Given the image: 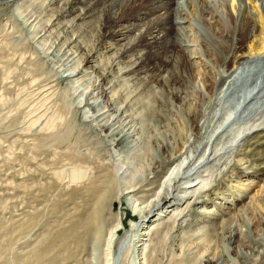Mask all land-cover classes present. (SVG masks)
<instances>
[{
	"label": "rangeland",
	"instance_id": "374dc122",
	"mask_svg": "<svg viewBox=\"0 0 264 264\" xmlns=\"http://www.w3.org/2000/svg\"><path fill=\"white\" fill-rule=\"evenodd\" d=\"M257 1L264 14V0ZM179 2L177 16L189 27V35L181 37L187 43L188 63L182 65L186 58L179 52L172 54L175 61L170 65L164 63L163 53L153 54L143 69L133 73L127 72L128 62L137 67L130 59L140 62L147 50L129 56L117 48L106 52L102 46L112 40H107L101 18L86 26L66 23L59 32L45 33L46 41H41L13 6L0 2V66L5 79L0 93L7 99L0 108V264H109L106 251L112 242L113 264H142L143 241L137 242V237L150 214L139 211L140 200L134 202L126 193L113 198L109 193L111 208L104 213L107 219L97 239L90 222L104 184L115 173L118 181V175L134 167L159 171L147 200L155 199L154 192L159 201L164 196H185L189 200L184 206L190 203L187 216L200 211L203 200L216 212L233 211L224 216L230 219L225 225L237 217L231 230L219 229L218 247L225 256L218 264H240V258L250 254L245 250L235 254L230 235L239 233V228L254 242V224L264 221V209L252 197L264 190V53L247 56V69L229 76L259 35L251 29L246 39L241 35L245 0H235L234 9L232 0ZM141 27L133 34L143 32ZM77 62L87 72L67 77ZM118 107L123 114L114 120L120 114ZM109 109L114 117L110 115L107 124L112 128L106 130L102 125L109 112L99 125L90 115ZM57 115L61 121L56 130L46 129L44 123ZM38 117L42 125L34 122ZM55 134L71 138L57 142ZM185 158L180 174L169 178L170 170ZM81 166L88 170L83 179L87 175L90 179L73 183L72 171ZM60 170L65 178L59 176ZM188 177L204 180L185 192ZM240 194L235 209H230L231 199ZM222 195L225 206L214 205ZM159 201L150 206L156 205L151 218L161 209ZM245 204L249 209L244 211ZM118 217L119 229L109 242L107 232ZM177 229L175 224L166 237L164 232L157 239L152 236L153 264H189L191 255L181 247Z\"/></svg>",
	"mask_w": 264,
	"mask_h": 264
},
{
	"label": "bare ground",
	"instance_id": "6f19581e",
	"mask_svg": "<svg viewBox=\"0 0 264 264\" xmlns=\"http://www.w3.org/2000/svg\"><path fill=\"white\" fill-rule=\"evenodd\" d=\"M245 1L247 3H245L246 4L245 17L243 19V25H242L243 29L241 35L246 39L249 35L247 32L250 33V31L247 30L248 29H251L252 31L255 30L256 34L259 35L258 37L259 40L257 43L254 44L251 43L248 50V55H245L244 59L242 60L240 59L239 63L237 64L235 63L236 65L233 66L229 78L247 69L246 66L249 63V61L246 59L247 56L255 55V54L260 55L264 53V14L260 9L258 3L259 1L257 0H245ZM0 2L2 4L13 6L14 10L19 12V14L21 15L24 24L29 27L31 32H33L34 35L33 37L37 39H41V41H46L44 39L45 33L59 32L62 29V27H64L63 25H66V23L73 24V27L77 26L78 24L80 25L85 24L84 26H86L87 23L89 24L90 22L95 21L96 17L101 18L99 19L101 22L98 19L97 20L100 23H102L103 26L106 28V31L108 32L107 40L109 39L112 40V42L107 41L103 44L102 49L107 50L106 52L117 48L118 51L120 49L122 55L129 56V55H133L135 52H140V50L142 49L147 50V53L146 52L141 53L142 55H140V59H141L140 62H138L136 59L135 61H133V59L132 60L130 59V64L132 65L136 64L137 67L129 65L128 62L129 68H127L128 69L127 72L129 71L133 73L136 72L137 70L139 71V69L141 68L143 69V67L146 66L147 58L152 59L151 56L153 54L154 56H156L158 54L163 53L164 55L163 60L166 65H170L172 62L174 63L175 59L172 55L174 52H179L181 55L184 54L186 59L182 64L183 66H186V64L189 61V58H187V55H185L186 52L185 46L187 44L186 40L181 39L182 36L184 37L187 33H189V27L184 26L183 23L186 22V21L182 22L184 18H180L177 16L179 12L178 9L180 3L179 0H0ZM204 3L206 2L204 1ZM231 4H232V8L234 9L236 4L235 0H232ZM160 10H164V12L157 14ZM250 10H253L256 13L257 15L256 18H254L255 15H253V13H251ZM47 12H53V13L49 15ZM75 12H78V14L75 15L73 19L63 20L65 19V16L73 15L75 14ZM47 15H49V17H46ZM152 16L153 18H151ZM45 17L47 19L43 20ZM133 20L134 23H132ZM136 21L139 22L144 21V22L139 24L136 23ZM141 26H143L145 30L143 32L142 30H140L141 33H139L138 35L133 34L135 33V31L142 28ZM65 36L66 34L65 35L63 34V37ZM254 36L256 35L254 34ZM121 41L123 42L119 43ZM73 42L74 41H71L70 45ZM70 48L72 49V47ZM75 52L76 51H74V53ZM74 56L75 55H73V57ZM89 56L90 57L88 58L87 62L92 61L91 59L92 55L89 54ZM79 66L81 65L80 63L77 62V65L75 66L74 70L67 77L75 78L76 76L79 77L80 74H85L87 72V68H83ZM1 69L2 67L0 66V83L3 82V80H5L1 76L2 74ZM102 93L103 94L105 93V95H107L104 89ZM5 101H7V99H5L4 95L0 93V108L1 106H4L7 103V102L5 103ZM117 110L118 112H120V114L118 116L115 115L116 118L114 120L119 119L123 114V109L120 111V108L118 107ZM117 110L114 112H117ZM112 111L113 110L111 109L107 111L105 110V112L101 113L100 115L91 114L90 117L92 118V121H96L97 125H99L107 117L106 115L104 116V113L106 114V112H109L110 114L108 115L109 116L108 120L102 125V127L106 128L107 130V128H112V125L107 124L108 121H110V117L113 115ZM60 118H61L60 115L53 116L44 123V127L48 130L49 129L56 130V127H58L57 122L58 120H60ZM40 119L41 118L38 117L34 122L35 123L40 122ZM60 124L61 123H59L58 125L60 126ZM65 136L68 137L67 140L71 138L69 134H66ZM65 136H62V134H55L54 139H56L57 142L58 141L61 142L63 139H65ZM71 145L73 146L72 140H71ZM187 161H188L187 158H185L184 160L179 162L174 168L172 167L173 169L170 170L171 172L169 178L173 176V174L176 172H177L176 174L179 175L181 169L183 168V165ZM78 170H79L78 172L72 171L71 178L73 183L75 182L76 184L79 183L83 184L84 180L87 181L88 179H90L89 178L90 176L88 175H87L88 178L83 179L86 176V173L88 171L87 169L81 166ZM126 172L127 170H124V172H122V175L120 176L118 175L119 179L120 178L123 179L122 182H120L119 179L117 181V176L115 173V175H113V177L107 183L104 184L106 188H104L103 191H101L100 194L95 199L92 217L91 220L89 219L90 222L94 224L96 227L95 239H97L101 230H103L102 223L104 219H107V217L105 218L104 216L105 211L111 208V204L110 203L108 204V201L109 202L111 201L107 199V197H109L108 196L109 193L110 195H113V198L114 197L119 198L122 196V194L126 193V195L129 196L131 195L132 197L135 198L134 202L140 200L139 205L142 204V206L138 205L139 211L144 212V210H147L149 211L148 213L150 214V218L148 216V218L144 221L143 224L144 227L141 228V231L142 229L144 231L142 232L140 231L137 237L138 239L137 242L143 241L139 246L141 252L145 253V256L143 257L144 261L142 262V264H153L154 255L152 256V252L156 246H155V239H153L152 236L157 235L156 237L157 239L158 236L164 232L166 237L167 234L170 232V230L175 226V224L178 227L177 231H179V233L177 235H179V238L181 240L180 241L181 247L185 248L186 251L191 255L187 260L189 264H197L198 262H203V261L205 264H218V261L223 256H225V254L221 252V250H219L218 247V242L220 241V240L217 241L218 235L220 234L219 229L222 228L221 232L222 230L225 229V227L227 228L229 227V230H231L232 225L230 224L233 221H235L237 217H232L233 219L231 220L233 221L230 224L228 222V224L225 225V221L229 218L226 217L224 218V216L227 214V212L228 214H230L233 211L216 212V208L214 209L212 208L213 206H208V203H206L207 201L203 200L201 201L203 205H201L200 211L194 210L191 212V214L187 216V214L186 215L184 214L186 208L190 206V203L184 206L185 205L184 203L188 202L187 200H189L187 197L185 198V196H183L182 198H180V197H176L175 195L169 197L164 196L161 198V201H159V197L157 196V193L154 192L155 194H153L152 196L155 198L154 199L155 201L160 202L157 203V206H159V208L161 209L160 210L158 209L159 210L158 213L155 212L156 215H154V217L151 218V215L153 214V210H155L156 205L154 206L155 208L154 207H152V209L150 208L154 200H150V199L147 200L146 193L149 191V189H151L150 186L154 184L153 178H156L159 171L157 169L156 170L149 169L147 172H143L142 168L140 170V168L134 167L133 170L129 169V172L127 173ZM138 172H140V174ZM137 173L139 176L136 175ZM59 176L64 178L66 177L64 170L59 171ZM203 180L204 179L197 182L198 180L196 178L191 179L188 177V180L186 182L184 181L185 182L184 183L185 185L183 186L184 191L188 192L190 188L195 187ZM93 184L96 185L95 183ZM242 191H244V189ZM263 192L264 190H258L257 193L253 194L252 197L253 199H255V202H258L261 205V207L264 209V196L262 197ZM259 195L262 197L261 199H258ZM202 197H203L202 195L198 196V199L200 200L202 199ZM143 198L145 199L143 200ZM224 198L225 196L223 195L219 198H215L214 205L218 204V206H221L220 204H222V206H225L224 205L225 202H221L222 199ZM228 198L229 197H226V199ZM239 198H242V194L235 195L233 199H231L233 202L230 209L232 210L235 209V200L237 201ZM137 204L134 205L136 209L138 207ZM248 206L249 205L245 204V206H242L241 208H243V210L245 211L246 208L249 209ZM143 212H140V215L143 214ZM170 212L172 214H169ZM192 215L193 217H191ZM238 215L239 214H237V216ZM116 219L119 221L121 220L118 217L112 221V226L107 232L108 238L110 240L109 242L113 240L112 238L114 236V233H117L119 229V221H117ZM238 231L239 233L236 234L234 233V235L231 232L230 240L233 241V244L236 243L235 247L234 245H232L233 250L232 249L231 250L234 251L235 254L241 253L242 250H245L247 252L249 251L250 253L248 256L244 254L243 258H240L239 260L240 264H264V221H257L254 224V231H255L254 233L256 235V239L254 242H251L249 238L246 237L239 228ZM145 236H149V238L146 239ZM111 244L107 245L108 247L106 251L107 252L106 259L109 260V264H113L111 260V255H112ZM104 263L106 264V262ZM180 263L186 264L182 262ZM176 264H178V262Z\"/></svg>",
	"mask_w": 264,
	"mask_h": 264
}]
</instances>
